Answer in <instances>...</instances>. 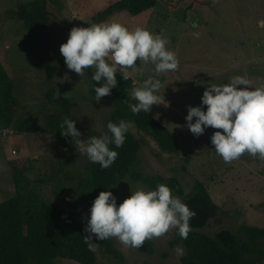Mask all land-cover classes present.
<instances>
[{
	"label": "rangeland",
	"instance_id": "rangeland-1",
	"mask_svg": "<svg viewBox=\"0 0 264 264\" xmlns=\"http://www.w3.org/2000/svg\"><path fill=\"white\" fill-rule=\"evenodd\" d=\"M28 1L31 0H0V60L15 80V93L21 103L17 116H31L41 130L17 133L13 127L0 129V201L14 192L8 161L17 159L30 166L26 175L41 197L59 204L85 227L92 200L69 190L58 193L54 178L63 152L69 165L81 174L86 155L79 154L76 141L50 133L45 115L53 110L49 95L69 97L73 101L71 119L81 132V140L98 137L106 128L112 98L106 96L96 102L89 69L80 77L67 68L60 54V45L67 41L70 30L96 23L92 12L106 0H60L56 19L53 16L47 31L35 39L28 36L14 12L18 3ZM191 1L159 0L142 26L169 41L168 49L179 60L178 70L156 73L153 63L139 59L136 68L120 69L134 81V87H140L149 77L161 81L157 93L161 103L153 105L149 114L176 134L180 147L177 153L163 151L152 137L132 124L130 131L141 143L139 169L150 175H162L164 182L175 177L184 194L191 190L196 179L205 184L219 211L198 231L212 236L222 228L237 233L243 224L264 227V159L246 152L239 159L225 163L211 143L217 129L208 127L197 137L185 120L189 106L206 110L201 97L209 85L227 83L235 75L250 80L253 87L264 85V0H210L188 10ZM113 21L134 30L127 12H115L105 22ZM193 22L196 27L192 26ZM41 59L60 64L51 79H47ZM141 188L152 190L126 178L119 181L117 192L131 194V190ZM171 192L184 202L183 196ZM174 230L153 238L152 254L113 239L125 256L124 264H182L176 249L182 247L185 252L184 246L169 245ZM93 246L96 264H116ZM55 264L80 263L60 258Z\"/></svg>",
	"mask_w": 264,
	"mask_h": 264
},
{
	"label": "trees",
	"instance_id": "trees-1",
	"mask_svg": "<svg viewBox=\"0 0 264 264\" xmlns=\"http://www.w3.org/2000/svg\"><path fill=\"white\" fill-rule=\"evenodd\" d=\"M158 1L106 0L102 7L93 10L92 18L96 19V23H101L115 12L124 11L132 17L135 29L145 25ZM209 1L192 0L187 9ZM60 3V0L20 2L14 12L23 22L28 36L35 39L47 31L53 16L56 19ZM40 61L46 70L47 79H51L60 64H52L51 61L43 59ZM60 63H63L62 59ZM94 71L95 69H89L92 88L96 84L92 80ZM124 75L121 70L116 74L118 83L109 95L113 107L107 123H118L121 119L131 121L136 128L152 137L161 150L169 153L179 152L176 134L149 113L131 112L129 105L136 103L130 98L134 81L129 76L124 79ZM14 83L10 70L0 60V129L13 127L17 133L40 131L41 128L31 116H17L21 103L15 93ZM48 98L53 104V110L45 115L46 128L50 133L64 137L60 133V125L65 117L71 119L73 101L64 96L56 98L49 95ZM105 132L107 126L101 134ZM64 139L72 140L71 137ZM140 144L129 130L121 148L110 145L119 153L110 168L102 169L99 164L91 163L86 156L83 174L69 165L66 152H63L59 159L57 176L54 178L57 182V192L69 190L93 202L101 191L110 190L117 197L119 205L131 195L129 192H117V185L123 179L129 178L132 182H139L152 190L159 184H166L177 195L183 196L184 203L196 212V216L190 220L191 231L188 238L182 239L175 229L169 241L170 247L176 244L184 246L185 252L180 258L182 264H264V227L243 224L237 233L222 228L212 236L198 231L197 229L204 227L211 218L216 217L219 211V206L212 200L205 184L196 179L191 190L184 194L175 177L164 182L160 174L150 175L142 172L138 159ZM8 163L14 192L0 201V264H55L60 258L80 264H96L95 249L90 250L84 240L87 235L85 227L59 204L41 197L26 175L30 166L21 164L17 159L9 160ZM93 242L103 254L114 259L116 264H124L125 256L113 238L104 241L94 238ZM139 250L147 254L154 253L153 238L146 240Z\"/></svg>",
	"mask_w": 264,
	"mask_h": 264
},
{
	"label": "clouds",
	"instance_id": "clouds-1",
	"mask_svg": "<svg viewBox=\"0 0 264 264\" xmlns=\"http://www.w3.org/2000/svg\"><path fill=\"white\" fill-rule=\"evenodd\" d=\"M192 26L196 27V23ZM168 43L160 34H153L146 28L129 30L116 21L101 22L73 27L67 41L60 45V54L67 68L80 77L86 70L95 69L93 89L95 101L100 102L117 86L119 70L136 68L137 59L153 63L156 73L178 70L179 60L168 49ZM122 77L127 79L126 74ZM160 87L161 81L152 77L144 80L140 87H134L130 98L136 103L129 105L131 112L149 113L153 105L160 104L157 95ZM201 105L207 106L206 110L201 106L188 107L187 127L197 137L208 127L217 129L211 136V143L225 163L239 159L246 152L264 159V85L253 87L250 80L235 75L227 83L209 85L202 94ZM60 127L62 136L76 141L74 145L80 155H86L91 163L107 169L119 155L110 145L115 148L124 145L132 122L109 121L107 132L86 140L80 139L81 132L74 119L65 117ZM195 216V210L172 195L166 184H159L154 190H131V195L119 205L117 197L105 190L91 205L84 240L90 250H94V238L102 241L117 238L125 246L140 248L146 240L159 238L171 229H176L182 239H187L191 231L190 220ZM176 253L182 256L184 249L178 247Z\"/></svg>",
	"mask_w": 264,
	"mask_h": 264
}]
</instances>
